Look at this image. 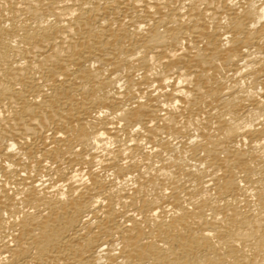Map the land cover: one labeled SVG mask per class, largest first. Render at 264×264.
I'll list each match as a JSON object with an SVG mask.
<instances>
[{
    "label": "bare ground",
    "instance_id": "obj_1",
    "mask_svg": "<svg viewBox=\"0 0 264 264\" xmlns=\"http://www.w3.org/2000/svg\"><path fill=\"white\" fill-rule=\"evenodd\" d=\"M0 264H264V0H0Z\"/></svg>",
    "mask_w": 264,
    "mask_h": 264
}]
</instances>
